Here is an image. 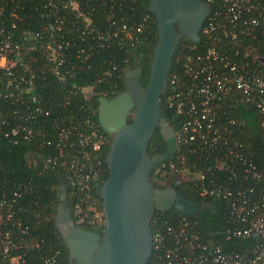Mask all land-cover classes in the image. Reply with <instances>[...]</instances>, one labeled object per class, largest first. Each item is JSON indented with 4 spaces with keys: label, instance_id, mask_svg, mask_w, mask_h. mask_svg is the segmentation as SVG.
<instances>
[{
    "label": "built area",
    "instance_id": "built-area-1",
    "mask_svg": "<svg viewBox=\"0 0 264 264\" xmlns=\"http://www.w3.org/2000/svg\"><path fill=\"white\" fill-rule=\"evenodd\" d=\"M203 1L218 4L221 12L211 13L201 28L202 49L193 47L176 57L162 98L176 123L177 162L168 167L176 176L186 173L184 181L201 197L223 202L224 239L238 250L205 241L196 220L173 217L151 223L152 252L146 264H264V148H251L241 139L249 121L256 120L264 132V0ZM41 8L47 10L44 20L30 28L0 9V135L14 145L30 142L44 167L60 173L70 188L75 225L103 233L102 207L89 200V192L101 182V153L110 145V135L80 130L77 118L62 113L74 108L70 100L41 98L38 91L76 76L84 53L78 40L85 31L102 47L113 39L131 42L133 31L110 14L113 27L95 29L78 0H48ZM60 8L74 15L71 27L65 28ZM149 20L143 17L135 31ZM70 39L76 41L73 60L67 55ZM127 64L123 59L105 75L112 77ZM72 86L68 92L73 95L78 90L94 95L92 86ZM84 124L92 126L88 119ZM19 197L0 195V264H24L38 245L18 217ZM59 255L54 250L38 260L61 264Z\"/></svg>",
    "mask_w": 264,
    "mask_h": 264
},
{
    "label": "trees",
    "instance_id": "trees-1",
    "mask_svg": "<svg viewBox=\"0 0 264 264\" xmlns=\"http://www.w3.org/2000/svg\"><path fill=\"white\" fill-rule=\"evenodd\" d=\"M48 0H0V9L4 10L7 16L9 13L14 17L11 19L19 26L30 28L37 26L44 20L47 10L42 11L43 5ZM82 11L88 17L94 28L100 31L109 30L111 20L108 19L109 14L112 15V21L123 20L132 33V41L124 39H113L105 46H101V42L93 35H83L81 43L78 40V46L82 47V62L78 60L81 66L76 72V76L67 79L58 84L54 80L50 87L45 89L41 87L38 91L41 98L48 99L51 97L56 102H64L65 99L70 100L72 110H62V113L70 114L77 118L80 122V130H89L91 128L100 133L107 135L99 126L97 119V99L100 96L111 98L125 90V74L139 66L140 78L139 82L143 88L147 86L150 74V62L154 46L157 42V32L154 17L148 11L149 0H78ZM61 7V5H59ZM212 17L221 12L218 4L212 3ZM58 15L63 18L65 28L71 27L75 22L74 15L67 13L60 8ZM149 16V23L144 29L136 32V26L142 22L143 17ZM110 20V21H109ZM207 23L204 22L203 26ZM112 31V30H111ZM71 47L67 50L70 59H74L76 53V42L72 39ZM202 41L199 44H193L187 39H182L179 43L170 73L176 67L175 59L181 53H189L202 49ZM262 52V50L260 51ZM123 59L128 60V64L124 70L114 73L112 77L105 75L113 65L119 64ZM73 84L77 87H93V96L86 97L83 92L78 90L76 95L68 92ZM163 98V96H162ZM70 108V107H69ZM61 111V110H60ZM243 115H246L244 112ZM161 116L167 120L173 130L176 129V123L173 119L172 110L168 109L161 99ZM88 119L92 126H86L84 121ZM127 123H131L128 120ZM244 134L241 139L251 148L256 146L264 148V132L259 127L258 122H246L243 127ZM108 136V135H107ZM111 141V136H109ZM250 148V149H251ZM109 151V145L104 147L101 153L102 179L98 185L91 187L89 192V200L101 208L100 187L107 178L108 171L105 165V157ZM148 154L151 157L162 155L166 152V143L159 134L158 129L148 145ZM36 153L30 142L14 145L8 139L0 135V195L6 193L12 196L13 193L19 194L17 201L22 207L18 217L30 227L31 237L34 243L38 244L31 253L26 256L24 264H41L38 260L40 254H50L54 250H59V260L61 264L68 263L67 248L59 235L55 226L57 204L56 200L59 193V187L65 184L63 176L47 167H44L43 159ZM177 162L176 155L165 160L159 166L151 169L148 180L154 188H165L168 185L174 186L178 182L176 174L169 170L170 162ZM165 183L166 185L162 184ZM67 205L72 206L71 190L67 185ZM177 193L184 195L189 201L198 204H209L208 207H202L199 213L189 217L198 222V229L205 241H212L215 244H221L226 250H238V247L232 243L226 242L224 239L225 222V206L222 201L201 197L192 190L191 183L180 182L176 188ZM179 212L168 210L166 212H156L152 219L153 222L170 221L173 217H181ZM87 230L93 231L91 227Z\"/></svg>",
    "mask_w": 264,
    "mask_h": 264
},
{
    "label": "water",
    "instance_id": "water-1",
    "mask_svg": "<svg viewBox=\"0 0 264 264\" xmlns=\"http://www.w3.org/2000/svg\"><path fill=\"white\" fill-rule=\"evenodd\" d=\"M148 11L154 17L157 42L147 86L139 85L137 68L125 74V78L135 77L126 82L125 92L112 99H97L98 124L111 136L105 157L108 175L100 187L103 233L75 225L67 205L66 185L59 187L55 226L71 264H146L152 252L151 223L156 212L175 210L192 217L209 206L178 194V182L154 188L148 175L175 151L174 131L161 116V99L176 49L182 39L199 44L201 28L212 7L203 0H149ZM156 129L166 143V152L158 158L147 152Z\"/></svg>",
    "mask_w": 264,
    "mask_h": 264
},
{
    "label": "flooded vegetation",
    "instance_id": "flooded-vegetation-1",
    "mask_svg": "<svg viewBox=\"0 0 264 264\" xmlns=\"http://www.w3.org/2000/svg\"><path fill=\"white\" fill-rule=\"evenodd\" d=\"M137 68H140V67L137 66V67H135V68H133V69H131V70H129V71L132 72V71L136 70ZM140 71H141V70H140ZM139 78H140V76L137 78V80H138L139 85H141L140 82H139ZM131 79H135V77H134L133 75H131V76H129V78H128V77L125 78V90L122 91L121 93H123V92L126 91V82H127L128 80H131ZM141 86H142V85H141ZM121 93H119V94H121ZM119 94H118V95H119ZM118 95H116V96H118ZM114 97H115V96H114ZM114 97H111V98H109V99H112V98H114ZM158 156H161V155H155L154 157L158 158Z\"/></svg>",
    "mask_w": 264,
    "mask_h": 264
},
{
    "label": "rangeland",
    "instance_id": "rangeland-1",
    "mask_svg": "<svg viewBox=\"0 0 264 264\" xmlns=\"http://www.w3.org/2000/svg\"><path fill=\"white\" fill-rule=\"evenodd\" d=\"M176 177H177V179H178V183H180V182H184V180L187 179V175H186V173H183V172H182L181 174H179L178 176H176ZM162 184H163V185H166V184L163 183V182H162ZM167 186H170V185L167 184ZM167 186H166V187H167Z\"/></svg>",
    "mask_w": 264,
    "mask_h": 264
}]
</instances>
